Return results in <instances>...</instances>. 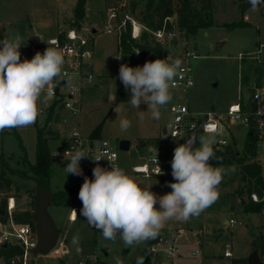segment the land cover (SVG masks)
<instances>
[{
	"label": "rangeland",
	"instance_id": "rangeland-1",
	"mask_svg": "<svg viewBox=\"0 0 264 264\" xmlns=\"http://www.w3.org/2000/svg\"><path fill=\"white\" fill-rule=\"evenodd\" d=\"M136 0V12L143 9L142 2ZM247 0H212V14L214 22L221 26L225 23L239 22L244 15L241 7ZM78 0H0V39L9 34L19 33L25 40L20 52L27 54L32 59L37 52H44L50 39L57 38L61 45L66 32L73 27L88 25L91 28H100L107 14V8L115 4L114 0H87L84 6L82 18L75 16V8ZM122 12V10H120ZM130 12L136 14L130 8ZM251 28H237L229 30L224 27H212L200 30L194 37L186 39L179 31L178 37L172 41L160 42L163 44L164 53L172 60L179 59L181 65L188 64L191 67L193 86L189 88H177L171 85L172 100L160 109V118L153 119L148 105L141 103L139 109L131 108L123 99V93L130 97V91L119 90V67L121 65L118 54L117 34H98L95 37L93 47V74L96 76L94 84L86 89L81 99V112L78 118H72L63 106L55 108L54 117L49 126L52 135L49 136V149L51 153L67 144V136L75 127L79 128L82 135H90L101 124L99 137L111 141L119 147L121 140H129L131 149L128 152H119V165L128 174L138 178L142 186H151L150 190L158 196L172 191L170 183L175 182L172 176L171 162L168 157L174 155V149L182 142H172L164 134V129L171 120L170 108L173 105L186 104L191 112L226 113L228 107L241 102L252 101L255 93L251 88H241L242 62L248 63L251 59L264 60V5L249 13ZM177 27L178 18L176 17ZM35 32L40 36V43L34 44L29 35ZM139 40V39H138ZM187 54L191 57L186 58ZM242 55V56H241ZM241 56V57H240ZM258 56V58H257ZM114 95V99L111 96ZM46 97V98H45ZM53 102V98L45 92L42 96L40 108L42 114L37 123L41 127L45 123L47 111ZM59 106V105H58ZM122 108L126 111L121 110ZM141 111L142 113L141 118ZM119 112V115L118 113ZM58 114V115H57ZM58 116V117H56ZM127 118L131 121V127L126 131L121 130L120 120ZM10 131V129H7ZM22 140L25 153L19 146V141L14 135L2 136L0 132V153L8 160L11 168L15 171H24L30 175L25 158L29 162L35 160L36 128H17ZM232 132V134H230ZM235 141L233 148L242 152L247 128L242 125H227L224 136ZM209 134L199 132L200 136L207 137ZM233 137H232V136ZM143 136H156L160 142L158 156L162 158V173L158 176L144 177L134 174L132 167L141 164L153 156L152 149L157 148L154 143H148ZM214 142L216 136H213ZM135 142V143H134ZM230 141V144L232 143ZM214 144V143H213ZM200 141L195 147H199ZM258 160L262 166L264 178V139L258 145ZM68 161H52V174L50 191L52 194L58 190H65L81 183V176L68 174L65 177L64 167ZM226 170L222 183L219 185V193L233 191L239 179L238 165L221 166ZM234 168L235 171H228ZM12 189L8 193L0 192V209L3 200L13 199L15 208L9 219L0 222V236L3 232H12L10 221L13 213L25 211L33 214L37 199V187L34 182L18 175H8ZM158 208L159 205L157 204ZM82 208V207H81ZM71 208L51 204L49 214L53 218L60 231V237L52 255H32L30 253L25 260L26 264H77L79 259L88 258V264L107 263L115 264V258L119 257L123 264H130L139 259L143 254L144 242L126 247L119 238L116 241L106 240L100 231L91 227L86 218L80 215L76 222H70L68 215ZM73 209V208H72ZM71 209V210H72ZM80 209V208H79ZM4 214V215H5ZM233 217L236 224L233 227L224 225L225 220ZM228 215L217 212L214 216L203 211L199 216L192 217L187 221L169 220L164 228L173 229L172 234L178 236L181 229L184 232L177 237L178 255L172 260H165L164 264H228L223 257L225 245L231 246L233 255L239 258H247L252 254V234L256 237L264 235V215ZM13 221V220H12ZM14 223V222H13ZM15 224V223H14ZM16 225V224H15ZM22 225V224H19ZM247 226V227H246ZM35 228V225H34ZM165 230V229H164ZM161 236L164 235L162 232ZM264 246V241L260 247ZM199 251L201 255L191 257V253ZM258 252V251H257ZM262 264H264V251L258 252ZM157 264L155 259H152Z\"/></svg>",
	"mask_w": 264,
	"mask_h": 264
},
{
	"label": "clouds",
	"instance_id": "clouds-1",
	"mask_svg": "<svg viewBox=\"0 0 264 264\" xmlns=\"http://www.w3.org/2000/svg\"><path fill=\"white\" fill-rule=\"evenodd\" d=\"M249 3L256 10L264 5V0H249ZM26 43L27 39L18 32L0 41V131L33 125L42 114L40 103L45 90L63 74L65 61L58 48L48 46L32 59L21 60L20 48ZM180 68L181 61L170 57L145 62L142 67L121 64L119 79L130 91L129 106L139 109L141 103H146L151 117L158 120L160 109L173 98L170 89ZM130 127L129 119L120 120L121 130ZM196 139L197 135L193 134L174 149L171 168L175 182L169 184L172 191L162 196L152 192L151 186H142L137 177L116 163L115 157L108 159L110 170L97 163L92 170L94 179L85 177L78 193L82 202L80 215L100 231L104 239L116 241L119 238L126 247L156 238L169 220L187 221L199 216L218 200L219 185L227 173L224 168L210 164L215 158L213 136L198 137L200 145L193 147ZM89 151L83 144L65 151L64 158L68 161L64 167L65 177L83 175L80 161L86 157L96 162L102 159L90 157ZM152 152L157 160L158 149L153 148ZM55 155H58L56 151ZM72 211L77 215L75 209ZM115 264L123 262L116 257ZM138 264H142V260H138Z\"/></svg>",
	"mask_w": 264,
	"mask_h": 264
},
{
	"label": "built area",
	"instance_id": "built-area-1",
	"mask_svg": "<svg viewBox=\"0 0 264 264\" xmlns=\"http://www.w3.org/2000/svg\"><path fill=\"white\" fill-rule=\"evenodd\" d=\"M114 1L115 4L107 8L106 17L100 28H91L88 25L70 28L66 32L64 41L61 45L58 43L57 38L49 40L48 45L56 47L61 51L65 63L62 69L63 74L56 78L53 83L48 86V89H46L45 92L48 96L53 98V102L57 101L61 104L64 110L67 111L72 118L79 117L82 107V95L96 80L92 67L93 47L96 35L102 33H115L117 34L119 42V36L122 31L126 30L127 26H129L131 36L135 40L140 38L143 31H148L141 20L143 12H136V10V14L130 12V8L132 9V3L136 0ZM120 10H122V12H120ZM167 24L170 26L169 29L166 27ZM178 33L179 30L177 27L176 16H173L166 18L164 26L152 34L159 42H172L178 37ZM2 40L3 39H0V41ZM0 47H2V44H0ZM135 55L137 56L138 52H136ZM191 56V54H187L186 58ZM28 58L27 54L21 53V60ZM193 85L191 67L188 64L181 65L179 74L174 79L172 87L189 88ZM253 101L256 103L255 109H243L241 104L237 103L230 105L225 114H218L214 111L191 112L186 104L173 105L170 108L171 120L165 127V135H167L172 142L179 141L183 144L186 143L193 134L197 135L199 132H202L203 134L216 136V140L212 147L213 149L220 150L223 147L230 145L231 140L228 135H223V133L226 132L227 125L237 124L249 128L250 123L253 120L259 132L260 139H264V89H258L255 91ZM205 126L208 127L206 128ZM197 143L198 139H196L193 147H195ZM81 144L90 149V157H101L102 159L99 162H96L91 158L86 157L80 161V167L83 171L80 185L83 184L85 177L94 179L92 170L96 167L97 163H99L101 167L110 170L111 165L108 159L115 157V161L119 165V147L117 148L107 139L94 138L91 135H82L77 127L70 131L67 144L64 147L55 150L58 155L53 156L55 151L51 153V160L53 162L64 161L65 151L70 150L72 147L74 149ZM159 168L162 173V158L157 157L156 160L154 157H150L141 164L134 165L132 171L137 175L151 177L161 174H158L160 170ZM10 200L11 199L7 200L8 204L6 212L11 215V212L15 207L11 208ZM252 200L258 202L257 196L252 195ZM73 209L77 212V208ZM262 213L264 215V211ZM68 220L70 222H75L77 220V215H74L72 210L68 216ZM235 224L236 220L233 218L227 221L228 227H233ZM0 226H2L1 223ZM11 228L12 232L5 231L0 236V246L7 244L20 246L24 251L22 256L23 262V258L26 260L36 245V232L30 224L15 225L12 220ZM183 232V230H179V235ZM150 253L157 261V264H164L165 260H174L178 255L177 236L174 234L162 236L157 243L150 247ZM49 255L58 257V254L53 251ZM199 255H201L199 251L191 253V257H197ZM223 257L228 261V264H238L235 261L237 258L233 255L229 244L225 245ZM87 259L88 258L82 257L77 264H88ZM25 260L23 264H26ZM94 262H97V260L94 259L92 264H95Z\"/></svg>",
	"mask_w": 264,
	"mask_h": 264
},
{
	"label": "trees",
	"instance_id": "trees-1",
	"mask_svg": "<svg viewBox=\"0 0 264 264\" xmlns=\"http://www.w3.org/2000/svg\"><path fill=\"white\" fill-rule=\"evenodd\" d=\"M87 0H78L75 8V16L82 18L84 15V6ZM143 15L142 23L148 31H143L139 40H135L131 36L129 26L122 31L119 36L118 54L121 64H127L130 67L143 66L145 62L154 61L156 59H164L163 44L153 37V32L164 26L166 18L176 16L178 18V30L188 39L198 34L200 30L212 27H224L229 30L237 28H251L250 23L244 21L243 17L236 23H225L218 26L213 19L212 0H144L142 3ZM137 3H132V9L135 11ZM242 15L251 8L249 0L240 5ZM167 29L170 28L167 24ZM138 51V55L135 53ZM241 88L247 89L253 86L254 90L264 89V61L251 59L248 63L242 62L241 70ZM119 90L128 92L123 83L119 81ZM127 95L123 93L121 101H128ZM59 105V106H58ZM61 107L57 101L53 102L47 111V116L43 126L39 127L37 121L33 124L36 128V145L35 160L29 162L25 158L30 175L24 171H15L11 168L8 160L0 153V192L8 193L12 189V183L8 175H18L24 179L34 182L38 189H50V180L52 174L51 151L49 149V136L52 135V129L49 126L53 119L55 108ZM242 106V105H241ZM252 109L256 108V103L251 105ZM58 115V114H57ZM58 117V116H56ZM38 120V119H37ZM102 125L99 124L91 133L94 138H99ZM2 136L14 135L19 141L20 149L25 153V149L20 138L17 128L0 131ZM261 139L255 122L252 120L244 140L242 152H238L232 147L235 141L220 150L213 149L215 158L210 160V164L215 166H231L239 167V183L237 188L230 193L219 195L218 200L208 207V213H227L233 215H253L260 214L264 211V178L262 176V166L258 160V145ZM146 142L154 143L157 149L160 148L159 139H147ZM81 185H74L66 190H58L53 193V201L51 204L64 206L67 208H81L82 202L78 198ZM252 195H256L258 202L252 200ZM32 214L28 211L22 213H13L12 220L15 224H30L34 228V222L31 219ZM9 219L5 214L0 216V222H6ZM161 233L154 239L144 242L143 255L141 258L133 261L131 264H138V260H142V264H154L150 253V247L157 243L161 238ZM264 241V235L256 237L252 234L251 248L253 251L263 252L264 246L260 247ZM23 249L14 244L0 246V264H23ZM238 264H248L247 258L235 260ZM98 262V261H97ZM98 264V263H97ZM106 264V263H100Z\"/></svg>",
	"mask_w": 264,
	"mask_h": 264
},
{
	"label": "water",
	"instance_id": "water-1",
	"mask_svg": "<svg viewBox=\"0 0 264 264\" xmlns=\"http://www.w3.org/2000/svg\"><path fill=\"white\" fill-rule=\"evenodd\" d=\"M29 37L34 44L39 43V38L34 35L33 32L30 33ZM163 58L167 59L168 55L164 53ZM169 62L171 63V61ZM112 97L113 96H111V99ZM119 149L125 152L130 151V141L121 140L119 142ZM52 201L53 194L50 189H38L34 212L31 216V219L35 225V232L37 237L36 245L32 249V255H49L58 243L60 231L57 228L53 218L49 214V207ZM7 204V200L2 201L0 216H3L5 214ZM248 264H262L257 251H253L252 254L248 257Z\"/></svg>",
	"mask_w": 264,
	"mask_h": 264
},
{
	"label": "crops",
	"instance_id": "crops-1",
	"mask_svg": "<svg viewBox=\"0 0 264 264\" xmlns=\"http://www.w3.org/2000/svg\"><path fill=\"white\" fill-rule=\"evenodd\" d=\"M251 10H252V7L251 8H249L246 12H245V14H244V21H246V22H248V23H250L253 27H254V25L250 22V19H249V13L251 12ZM31 32H33V31H31ZM30 32V33H31ZM34 33V35H36L38 38H39V43H40V36H38L35 32H33ZM38 43V44H39ZM38 44H36L37 46H39ZM42 53V52H41ZM242 56V55H241ZM240 56V57H241ZM257 58H258V56H257ZM260 61H264L263 59H260V58H258ZM254 95V94H253ZM253 97V96H252ZM254 101H253V98H252V101H250V102H248V103H246L245 101H244V99H241V102H240V104L242 105V107H243V109H250L251 108V105H252V103H253ZM229 108V107H228ZM217 113V112H216ZM218 114H222V113H218ZM223 114H225V113H223ZM164 131H165V129H164ZM230 134H232V132L230 133ZM91 135V134H90ZM68 136H69V134H68ZM68 136H67V139H68ZM228 136H229V134H228ZM232 136V135H231ZM233 137V136H232ZM100 138V137H99ZM157 137L156 136H143V137H140L139 139H136V141L135 142H138L139 140H147V139H156ZM230 138V137H229ZM231 140V139H230ZM134 142V143H135ZM231 142H232V140H231ZM130 149H131V142H130ZM159 151H160V148H159ZM172 157H168V159H167V161L168 162H171L172 161ZM232 166V165H231ZM215 167H221V166H215ZM239 177H240V173H239ZM238 183H239V179H238ZM238 183H237V186H238ZM237 186H236V188H237ZM235 188V189H236ZM69 189V188H68ZM234 189V190H235ZM66 190V189H65ZM233 190V191H234ZM233 191H226V192H222V193H219V195H221V194H225V193H230V192H233ZM80 210H81V208L79 209V208H77V220H78V217H79V212H80ZM206 211V210H205ZM70 212H71V209H70ZM206 213L207 214H209V215H215L217 212H214V213H208L207 211H206ZM70 214V213H69ZM227 214V213H226ZM228 215H233V214H228ZM69 216V215H68ZM231 218H233L232 216H231ZM230 218V219H231ZM227 221L228 220H225L224 221V225H226L227 226ZM76 222V221H75ZM10 224H11V221H10ZM247 227V226H246ZM165 229V230H164ZM175 230H181V229H175ZM160 232H162L164 235H162V236H165V235H168V234H172L173 232H174V230L173 229H168V228H162L161 230H160ZM179 236V235H178ZM177 236V237H178ZM143 249H144V244H143ZM143 255V254H142ZM152 259H155V258H153L152 257ZM239 259H242V258H239ZM135 260H137V259H135ZM135 260H133V261H135ZM132 261V262H133ZM131 262V263H132ZM106 263V262H105ZM130 263V264H131ZM107 264V263H106Z\"/></svg>",
	"mask_w": 264,
	"mask_h": 264
},
{
	"label": "bare ground",
	"instance_id": "bare-ground-1",
	"mask_svg": "<svg viewBox=\"0 0 264 264\" xmlns=\"http://www.w3.org/2000/svg\"><path fill=\"white\" fill-rule=\"evenodd\" d=\"M10 205H11V208H14L15 207V202L13 199L10 200Z\"/></svg>",
	"mask_w": 264,
	"mask_h": 264
}]
</instances>
